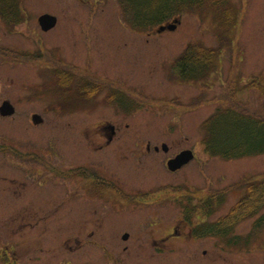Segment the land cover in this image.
Returning a JSON list of instances; mask_svg holds the SVG:
<instances>
[{
  "label": "rangeland",
  "instance_id": "374dc122",
  "mask_svg": "<svg viewBox=\"0 0 264 264\" xmlns=\"http://www.w3.org/2000/svg\"><path fill=\"white\" fill-rule=\"evenodd\" d=\"M221 1L228 22L215 17L223 7L211 0L201 11L180 15L175 30L157 33L156 27L133 28L119 0H23L27 20L13 32L0 30V97H17L14 127L35 126L29 114L41 112L40 138L32 131L26 138L41 143L45 133L76 148L80 163L90 160L100 172L96 175L121 185L129 211L141 210L135 222L148 225L157 218L140 234L129 230L128 255L139 252L143 264H264V223L253 230L255 216L236 223L227 238L182 235L190 227L184 210L210 213L205 221L203 215L192 218L208 225L229 213L247 184L264 178V153L222 158L203 150L201 123L216 107L229 105L264 119V0ZM43 12L58 20L48 32L36 21ZM188 44L213 49L216 62L209 77L185 81L174 74L171 64ZM61 67H77L74 79L88 71L103 85L91 110L80 104L76 114L58 115L54 97ZM117 85L127 98L125 108L108 98L107 87L113 94ZM106 124L118 127L110 143L100 136ZM147 141L151 146L165 142L169 149L147 152ZM185 148L194 151V159L169 171L166 160ZM174 225L182 237H171L160 249L151 244ZM233 237L239 242L228 244Z\"/></svg>",
  "mask_w": 264,
  "mask_h": 264
},
{
  "label": "flooded vegetation",
  "instance_id": "af4514ba",
  "mask_svg": "<svg viewBox=\"0 0 264 264\" xmlns=\"http://www.w3.org/2000/svg\"><path fill=\"white\" fill-rule=\"evenodd\" d=\"M26 20L23 0H0V30L11 31ZM69 72L61 67L55 81L59 90L54 103L60 117L76 114L80 104L88 107L94 97V76L85 71L74 79ZM63 74L73 78L74 86ZM107 89L110 100V86ZM113 94L115 99L116 91ZM15 99L11 95L0 97V264H143L139 252L128 255L129 230L137 229L140 234L145 226H154L157 218L148 225L135 222L141 210L129 211V198L119 192L121 185L96 175L100 172L90 160L80 163L76 148L63 147L55 136L45 133L41 143L31 135L26 138L27 131L40 138L39 126L44 120L41 112H33L29 115L35 126L22 123L24 128H15ZM21 99L28 101L29 97ZM4 103L12 113L2 112ZM104 128L107 132L100 136L110 143L118 127L106 124ZM155 147L146 142L147 152H158ZM181 233L174 225L159 240L153 238L151 244L160 249L171 237L192 236L190 227L189 232ZM140 240L137 236L136 242Z\"/></svg>",
  "mask_w": 264,
  "mask_h": 264
},
{
  "label": "trees",
  "instance_id": "16d2710c",
  "mask_svg": "<svg viewBox=\"0 0 264 264\" xmlns=\"http://www.w3.org/2000/svg\"><path fill=\"white\" fill-rule=\"evenodd\" d=\"M8 1V0H1ZM128 23L133 28L148 29L187 11L202 10L211 5V0H119ZM220 15H229L228 8L221 1ZM213 61L211 50L196 44L188 45L176 60L180 78L187 80L204 74ZM204 131L203 144L211 156L237 158L246 155L264 153V119L245 114L232 108L216 109L202 123ZM222 197L219 199L221 202ZM264 206V179L256 184H247L245 195L230 208L227 215L220 220L209 223L202 235H222L227 238L234 225L241 220L258 213ZM264 220V213L257 223ZM229 223V224H228ZM234 242L236 243L234 237Z\"/></svg>",
  "mask_w": 264,
  "mask_h": 264
},
{
  "label": "water",
  "instance_id": "95a60500",
  "mask_svg": "<svg viewBox=\"0 0 264 264\" xmlns=\"http://www.w3.org/2000/svg\"><path fill=\"white\" fill-rule=\"evenodd\" d=\"M39 23L42 26L43 30H48L49 28L53 27L55 24V17L49 14H43L39 17ZM177 21H174L171 24H168L166 26H160L158 28V32H161L165 29L173 30L176 27ZM3 113H11L12 110L9 108L6 103L3 104V107L1 108ZM164 150H166V146H162ZM193 154L190 150H184L180 152L175 158L170 159L167 162V166L170 170H175L182 166L184 163H187L190 159H192Z\"/></svg>",
  "mask_w": 264,
  "mask_h": 264
}]
</instances>
